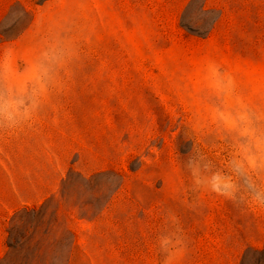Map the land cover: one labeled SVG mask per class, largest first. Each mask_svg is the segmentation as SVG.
Masks as SVG:
<instances>
[{
  "label": "rangeland",
  "instance_id": "1",
  "mask_svg": "<svg viewBox=\"0 0 264 264\" xmlns=\"http://www.w3.org/2000/svg\"><path fill=\"white\" fill-rule=\"evenodd\" d=\"M56 20L85 38L38 131L0 139V264H157L160 209L188 233L184 264H264V211L189 208L175 170L192 147L182 70L209 54L264 68V0H0V45Z\"/></svg>",
  "mask_w": 264,
  "mask_h": 264
},
{
  "label": "clouds",
  "instance_id": "2",
  "mask_svg": "<svg viewBox=\"0 0 264 264\" xmlns=\"http://www.w3.org/2000/svg\"><path fill=\"white\" fill-rule=\"evenodd\" d=\"M0 21V31L9 27ZM83 30L53 21L25 46L0 45V139L38 131L53 99L67 88L70 67L79 59ZM177 104L191 149L177 165L187 207L209 196L264 211V68L244 78L236 63L204 55L182 70ZM186 181V183H185ZM157 264H184L189 236L173 210L157 213Z\"/></svg>",
  "mask_w": 264,
  "mask_h": 264
}]
</instances>
